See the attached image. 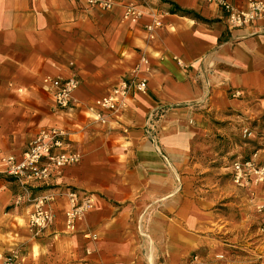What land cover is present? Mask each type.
I'll use <instances>...</instances> for the list:
<instances>
[{"label":"crops","instance_id":"0c3cea01","mask_svg":"<svg viewBox=\"0 0 264 264\" xmlns=\"http://www.w3.org/2000/svg\"><path fill=\"white\" fill-rule=\"evenodd\" d=\"M127 3L143 11L137 23L123 20ZM156 15L163 25L151 39ZM47 77L80 80L71 109L54 108ZM135 77L148 81L146 93L97 120L94 102ZM239 111L264 113V18L231 30L209 0H114L108 11L88 0H0V158L21 155L48 127L66 129V149L82 156L45 184L0 173V264L11 250L23 264H264V185L238 189L230 167L228 192L193 183L204 172L202 140ZM67 189L94 201L74 230ZM238 192L246 209L237 225L221 201L227 194L234 206ZM44 193L56 194L55 220L37 231L29 214ZM239 237L248 255L230 254Z\"/></svg>","mask_w":264,"mask_h":264},{"label":"built area","instance_id":"2783aa9c","mask_svg":"<svg viewBox=\"0 0 264 264\" xmlns=\"http://www.w3.org/2000/svg\"><path fill=\"white\" fill-rule=\"evenodd\" d=\"M216 2L226 12V25L229 29H238L251 26L256 21L264 18V0H248L247 7L238 8L227 0H209ZM91 6L103 11L112 9L114 0H88ZM143 16V11L134 3L124 6L123 20L137 23ZM161 19L156 15L151 23L146 26L149 38H155L156 30L162 27ZM142 63L149 65L144 58ZM45 83L53 86L54 108L66 111L71 109L73 96L80 85L76 77L62 78L47 77ZM148 81L139 77L123 81L103 98L94 102L92 108L97 120L107 122L108 115L116 114L127 108L130 99L138 94L146 93ZM240 92H235L233 97L239 98ZM68 133L66 129L48 127L39 130L35 138L29 143L27 149L21 155L5 154L0 158L1 174H5L17 180L22 185L45 184L52 180L54 175L69 166L81 162L82 156L76 151L66 149ZM245 136H252V132L245 130ZM232 181L235 186L251 189L264 185V159H261L258 151L249 158L233 160L230 166ZM67 197L66 223L69 230H74L76 225L83 221L94 209V201L91 196L84 195L77 190L64 191ZM56 201L55 193H44L32 198L33 210L29 214V224L37 231H43L51 227L55 220L52 209ZM261 216L260 231L264 238V202L256 207ZM24 257L18 250H11L3 264H23Z\"/></svg>","mask_w":264,"mask_h":264},{"label":"rangeland","instance_id":"374dc122","mask_svg":"<svg viewBox=\"0 0 264 264\" xmlns=\"http://www.w3.org/2000/svg\"><path fill=\"white\" fill-rule=\"evenodd\" d=\"M234 118L227 121H215L214 134L202 140V148L196 151V160L204 167V172L196 176L193 183L196 185L205 184V189L209 192H214L217 188H221L222 192H228L227 187L232 186L228 168L231 166L233 160L249 158L254 152L264 150V113L256 114L239 111L230 113ZM248 129L252 132V136H245V130ZM215 185V186H214ZM240 187H238L239 189ZM244 196L238 192V196L232 197L231 203L228 204L229 198L226 197L221 201L224 206L222 209L225 211L234 212L235 221L238 224L243 219ZM258 222V220L254 221ZM252 229L256 230L257 226L253 225ZM254 234V233H253ZM251 247H258L260 241L254 237L252 239ZM247 245V244H246ZM245 241L240 237L234 247H230V254L234 252L240 253L239 255L245 256L248 253L244 250L246 247ZM262 260V259H258ZM224 259L215 258L208 261L207 264H223ZM260 264V261L254 262Z\"/></svg>","mask_w":264,"mask_h":264},{"label":"trees","instance_id":"16d2710c","mask_svg":"<svg viewBox=\"0 0 264 264\" xmlns=\"http://www.w3.org/2000/svg\"><path fill=\"white\" fill-rule=\"evenodd\" d=\"M178 10V8H176V11Z\"/></svg>","mask_w":264,"mask_h":264}]
</instances>
